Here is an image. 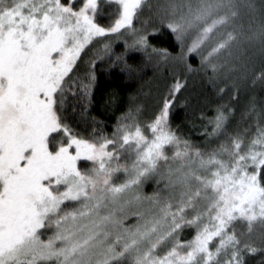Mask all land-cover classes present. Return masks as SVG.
Listing matches in <instances>:
<instances>
[{
	"label": "snow or ice",
	"instance_id": "obj_1",
	"mask_svg": "<svg viewBox=\"0 0 264 264\" xmlns=\"http://www.w3.org/2000/svg\"><path fill=\"white\" fill-rule=\"evenodd\" d=\"M133 53L156 87L108 131ZM257 85L264 0H0V264H264Z\"/></svg>",
	"mask_w": 264,
	"mask_h": 264
},
{
	"label": "trees",
	"instance_id": "obj_2",
	"mask_svg": "<svg viewBox=\"0 0 264 264\" xmlns=\"http://www.w3.org/2000/svg\"><path fill=\"white\" fill-rule=\"evenodd\" d=\"M156 43L158 46H169L171 41L167 37L162 36ZM122 50V43L115 47L117 53ZM130 55L133 58L129 60V63L135 68L131 76L127 72H121L119 68H113L110 71H105L104 67L99 69V87L96 91V111L94 115L106 123L108 131L112 130L116 117L121 114V110L127 108L132 97L141 93L147 94L154 91L156 87L157 80L153 69L141 64L139 54L133 53ZM109 93L114 94V102L111 104L106 103V97ZM249 94L255 95L258 100H264V92L257 85L252 93H249L247 89L242 90L241 104L245 102ZM211 99L215 98L212 97ZM207 102L200 95L199 89H197L189 97V103L192 107L188 112L185 113L183 109H177L178 115L175 123L180 124L185 133L191 135L194 139H198V133L191 123V114L197 108L204 107ZM186 115L189 118H186Z\"/></svg>",
	"mask_w": 264,
	"mask_h": 264
}]
</instances>
